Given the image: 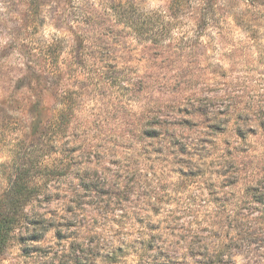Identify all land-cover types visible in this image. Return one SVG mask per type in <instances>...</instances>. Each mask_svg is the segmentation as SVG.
<instances>
[{"label":"rangeland","instance_id":"1","mask_svg":"<svg viewBox=\"0 0 264 264\" xmlns=\"http://www.w3.org/2000/svg\"><path fill=\"white\" fill-rule=\"evenodd\" d=\"M198 2L0 0V193L14 159L5 116L28 118L30 68L52 61L55 83L63 68L37 95L43 116L57 115L62 84L69 96L82 85L70 126L89 127L0 264H264V0ZM159 10L171 40L156 26L136 39L132 23ZM54 36L65 40L48 58L38 49ZM97 46L108 59L96 50L88 64L115 66L123 88L105 79L96 91L78 73L74 51Z\"/></svg>","mask_w":264,"mask_h":264},{"label":"trees","instance_id":"2","mask_svg":"<svg viewBox=\"0 0 264 264\" xmlns=\"http://www.w3.org/2000/svg\"><path fill=\"white\" fill-rule=\"evenodd\" d=\"M78 2L72 1L71 7L78 8ZM211 2L212 0H199L198 5L202 3L201 9L207 11L213 8ZM37 16L41 17L42 15L39 13ZM160 18L163 19L162 23L158 22ZM84 19L82 20L84 21ZM172 19L173 17L165 11L152 12V16L148 20H136L132 23L134 35L138 40L149 39L153 35L152 29H156L154 28L156 26L157 29L161 30L160 33L163 34L160 36L169 41L172 35L169 33V28L173 26ZM64 40L54 36L51 42L38 49L39 53L49 58L51 54L55 53V50L62 46ZM96 50H98L99 55L102 54V58L106 56V59H108L109 49L101 46L94 47V49L82 47V49L74 51L73 58L79 57L80 60L78 62L79 68L82 69L78 71L80 76L86 77L96 91L97 88L104 87L105 83H108L107 80L115 84L116 87L123 88L120 75H115L111 72L115 66L98 68L95 64H88L92 62L90 59L94 58ZM111 60L113 59L111 58ZM51 62L49 63L50 67H43L38 73L35 72V69L30 68V74L26 78L25 85L27 89L32 90L31 93L34 99L29 100L27 105H25L28 118L5 116L7 120L11 121L12 125L10 127L5 126L4 140L8 144L11 143L12 149L9 152L11 156H14V159L3 165L6 167V173L4 176L5 186H3L0 193V258L10 239V233L24 221V208L31 200L37 197L43 182L49 181L54 177L65 176L69 169L67 155H74L76 152L78 154L83 153L85 149V135L89 133V127L86 124L70 126L78 113L82 85L78 87L79 91H74L69 96L62 84L59 94L60 108L57 110V115H52L51 117L43 116V112L47 116L48 113L45 107L42 106L43 102L39 97L42 98V94L46 98L45 92H52L51 89L54 84L59 87L60 76L63 71V68L58 70L59 81L53 82L55 70L51 68ZM96 76L100 77V79L95 78ZM32 80L34 81L33 84ZM19 82L21 83L22 81ZM42 83H44L43 86ZM83 86L85 85L83 84ZM73 94L74 96H72ZM73 128L74 133L70 134ZM14 131L20 134H16ZM8 132L14 133L16 137L12 138L13 136L8 134ZM20 136L21 138H19ZM139 136L144 137L148 136V134L141 131ZM56 152L59 155V159H55L56 163L52 161L51 165H44L43 161L46 158H51Z\"/></svg>","mask_w":264,"mask_h":264}]
</instances>
